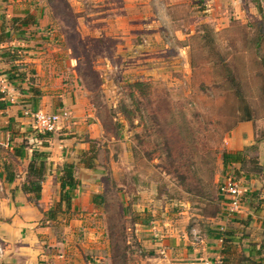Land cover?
Wrapping results in <instances>:
<instances>
[{"label":"rangeland","instance_id":"1","mask_svg":"<svg viewBox=\"0 0 264 264\" xmlns=\"http://www.w3.org/2000/svg\"><path fill=\"white\" fill-rule=\"evenodd\" d=\"M23 1L48 9L27 52L45 72L34 84L68 94L69 121L81 115L83 133L96 125L99 135H85L79 164L96 155L89 173L102 188L89 181L79 202L90 194V206L58 214L44 254L61 258L44 263L157 264L156 235L180 213L192 236L203 217L228 215L220 187L240 173L223 154L246 107L259 141L250 155L264 165V0Z\"/></svg>","mask_w":264,"mask_h":264},{"label":"crops","instance_id":"2","mask_svg":"<svg viewBox=\"0 0 264 264\" xmlns=\"http://www.w3.org/2000/svg\"><path fill=\"white\" fill-rule=\"evenodd\" d=\"M67 2L70 4L69 0ZM209 2L220 4L219 0ZM38 9L40 11L32 10V6L23 0H0V71L6 77L5 87L0 91V101L6 104V108H0V240L5 244L6 255L0 259V264H45L60 259L55 254H44L56 224V219L48 213L61 202L58 214L66 211L64 193L70 198L78 196V204L72 202L73 212L83 211L90 206V194L79 202L80 194H85L87 189L86 183L94 179L95 191L102 188L90 170L79 164L80 155L89 149L85 135L89 134V140L99 137L93 134L97 131L96 125L85 134L82 121L77 122L81 115H74L76 122H66L63 127L67 128L63 131L52 133L51 137H40L26 117L28 110L53 113L76 107L65 92L57 94L47 86L38 88L34 84L33 78L45 77L38 56L28 58L30 54L27 53H33L36 48L33 40L38 39L39 27L47 17L48 9L43 6ZM46 64L53 66L51 62V65ZM57 99H61L60 104ZM69 128L72 130L65 133L64 130ZM255 142L254 126L245 122L230 133L226 146L228 152L235 153ZM36 152L45 154L48 164L38 204L32 203L31 196L22 190L26 170ZM67 164L75 165L80 190L62 187ZM228 167L239 171L238 179L245 189L241 212L233 217L207 215L203 217L205 229L193 236L189 231L179 230V226L186 223V217H181L185 213H180V220L174 221L172 229L168 226L167 232L156 235L158 243L150 257H156L157 264H201L205 260H222L224 264H250V261L264 264V181L242 171L241 164H229ZM220 199L225 200L221 190Z\"/></svg>","mask_w":264,"mask_h":264},{"label":"trees","instance_id":"3","mask_svg":"<svg viewBox=\"0 0 264 264\" xmlns=\"http://www.w3.org/2000/svg\"><path fill=\"white\" fill-rule=\"evenodd\" d=\"M232 84L236 87L239 86V83L236 81H231ZM135 87H142L143 83H136L134 85ZM241 95V93H238ZM240 100L245 101V99L240 96ZM0 108L4 109L6 108V104L4 101H0ZM252 120V114L251 111L249 110L248 107H246L245 111V117L242 119L243 122H249ZM52 133H45L44 135H39L40 137L45 136V137H51ZM259 142V141H258ZM258 142H255L254 145L246 147L242 151H238L235 153L232 152H225L223 154V162L225 165L229 164H241V170L245 171L246 173L253 174L255 175L258 179H262L263 181V175H264V165L260 163L259 157H254L252 159L251 157V152L257 153L258 151ZM84 156L88 154V151L83 152ZM96 162V155L92 154L89 159L82 160V163L84 164L85 168L88 169H93L95 166ZM75 165L74 164H67L64 168V175L62 177V187L65 189V187H71V189L75 188L76 185L79 183L76 178H75ZM48 172V164L46 161V155L43 153H34L32 161L30 162L27 170H26V179L22 185V190L24 193L30 195L31 200H36L35 203H38L39 200L42 197V187L43 183L46 178V174ZM11 181V179H9ZM64 193V201L66 202V209L69 211L72 206V200L71 198ZM60 205H56L52 211L48 214H51V218L53 220L58 218V208H60ZM250 264H263L255 262V261H250Z\"/></svg>","mask_w":264,"mask_h":264},{"label":"built area","instance_id":"4","mask_svg":"<svg viewBox=\"0 0 264 264\" xmlns=\"http://www.w3.org/2000/svg\"><path fill=\"white\" fill-rule=\"evenodd\" d=\"M5 78L0 74V91L5 87ZM26 116H30L34 119L36 123V129L42 133H55L60 129V124L71 120V112L68 110H61L53 113H44V112H34L26 111ZM221 194L225 198L226 208L228 215L233 217L241 212L243 207V197L245 194V189L242 183L236 178L228 176L222 186ZM5 254L4 243L0 240V257H3ZM201 264H224L222 260H205Z\"/></svg>","mask_w":264,"mask_h":264},{"label":"water","instance_id":"5","mask_svg":"<svg viewBox=\"0 0 264 264\" xmlns=\"http://www.w3.org/2000/svg\"><path fill=\"white\" fill-rule=\"evenodd\" d=\"M260 10H261V7H260Z\"/></svg>","mask_w":264,"mask_h":264}]
</instances>
